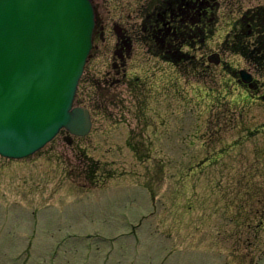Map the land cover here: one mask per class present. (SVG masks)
<instances>
[{
	"label": "rangeland",
	"instance_id": "374dc122",
	"mask_svg": "<svg viewBox=\"0 0 264 264\" xmlns=\"http://www.w3.org/2000/svg\"><path fill=\"white\" fill-rule=\"evenodd\" d=\"M92 1L91 129L0 154V264H264V0Z\"/></svg>",
	"mask_w": 264,
	"mask_h": 264
},
{
	"label": "water",
	"instance_id": "95a60500",
	"mask_svg": "<svg viewBox=\"0 0 264 264\" xmlns=\"http://www.w3.org/2000/svg\"><path fill=\"white\" fill-rule=\"evenodd\" d=\"M94 15L91 0H0V154L26 156L62 126L89 130L88 109L72 101Z\"/></svg>",
	"mask_w": 264,
	"mask_h": 264
},
{
	"label": "trees",
	"instance_id": "16d2710c",
	"mask_svg": "<svg viewBox=\"0 0 264 264\" xmlns=\"http://www.w3.org/2000/svg\"><path fill=\"white\" fill-rule=\"evenodd\" d=\"M259 36H261V35H259ZM260 39L261 40H263V36H262V38L260 37ZM264 41V40H263ZM237 44H239L238 42H237ZM241 45V44H240ZM251 47H252V45H251ZM264 48V44H261V45H259V46H255L254 48H253V55L251 54V53H249L248 52V47L246 46V48L244 47V45H241V47L240 48H238L241 52H243L245 55H247V56H251V58H253V59H256V60H258V56L257 55H260V57H263L264 56V53L263 52H261V51H259L260 52V54H258V52L256 53L255 51L256 50H258V49H260V48Z\"/></svg>",
	"mask_w": 264,
	"mask_h": 264
},
{
	"label": "flooded vegetation",
	"instance_id": "af4514ba",
	"mask_svg": "<svg viewBox=\"0 0 264 264\" xmlns=\"http://www.w3.org/2000/svg\"><path fill=\"white\" fill-rule=\"evenodd\" d=\"M204 1H207V0H204ZM196 3H197V2H195V3L191 2V3H190V8L194 7L195 5H198V4H196ZM174 9H175V8H174ZM162 13L165 14V15H166V14H167V15H170L172 12H171V11H169V12H165V10H162ZM173 14H174V13H173ZM175 14L181 16V17L173 18V19H175V20H181V19H184L183 16L186 17L185 15H187V13H183V14H184V15H183L182 13H176V12H175ZM175 14H174V15H175ZM182 15H183V16H182ZM196 16H197V15H196ZM191 19H192V18H191ZM188 20H189V18H188ZM196 20H198V18H196ZM173 26H174V25H173ZM165 57H169V56L165 55ZM175 60H177V59L175 58Z\"/></svg>",
	"mask_w": 264,
	"mask_h": 264
},
{
	"label": "bare ground",
	"instance_id": "6f19581e",
	"mask_svg": "<svg viewBox=\"0 0 264 264\" xmlns=\"http://www.w3.org/2000/svg\"><path fill=\"white\" fill-rule=\"evenodd\" d=\"M94 21H95V15H94ZM78 111H72L70 117H67L66 121L69 122L71 118H75Z\"/></svg>",
	"mask_w": 264,
	"mask_h": 264
}]
</instances>
